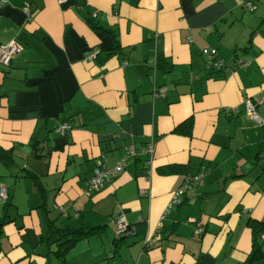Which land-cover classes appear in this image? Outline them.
I'll use <instances>...</instances> for the list:
<instances>
[{
    "label": "crops",
    "instance_id": "obj_1",
    "mask_svg": "<svg viewBox=\"0 0 264 264\" xmlns=\"http://www.w3.org/2000/svg\"><path fill=\"white\" fill-rule=\"evenodd\" d=\"M247 1L0 4V45L24 47L0 65V189L9 195L0 201V264H63L47 244L51 229L94 226L105 230L78 242L67 264H248L250 222H264V104L262 124L245 107L264 97V0L253 12ZM206 46L225 73L208 69ZM237 57L249 64L236 68ZM190 118L192 134L176 133ZM63 122L72 126L65 136ZM150 143L148 163L141 151ZM131 144L140 155L86 195L94 168L114 166ZM199 173L203 182L167 211L185 176ZM121 214L145 221V235L116 240ZM146 235L159 236L152 247Z\"/></svg>",
    "mask_w": 264,
    "mask_h": 264
},
{
    "label": "built area",
    "instance_id": "obj_2",
    "mask_svg": "<svg viewBox=\"0 0 264 264\" xmlns=\"http://www.w3.org/2000/svg\"><path fill=\"white\" fill-rule=\"evenodd\" d=\"M7 0H0V4H3ZM245 7L249 11H254L256 9V4L254 0H248L245 2ZM24 11L30 18L32 16L31 6L26 3L23 7ZM24 49L23 45L17 40H11L7 43L0 45V65L9 66L12 60L22 52ZM98 55V51L92 50L87 56L86 60L93 61ZM202 55L207 59L208 67L210 69H220L225 65L224 59L219 56L218 49L206 46L202 49ZM237 67L245 68L249 62L244 58L239 57L236 60ZM167 93V88L164 87H155L153 90V95L155 98L165 97ZM264 104V97H259L254 100L249 99L245 102L246 112L248 116H250L255 122L262 124V119L257 112V107L259 105ZM237 111V110H235ZM72 130V126L68 122H63L57 128V132L65 136ZM142 153L148 154L150 159L147 160L148 163H151L154 157V145L150 143L146 145L142 151ZM140 155L137 148L131 144L125 147V151L123 156L117 161L114 166H108L105 162H100L95 168L93 172V176L86 181L84 193L86 195H90L94 192H98L104 186L106 181L111 178L118 176L123 170H125L128 166V161L130 158H135ZM203 173L199 174H189L186 175L182 184L173 192L170 202L167 207V211L170 210L173 206L179 205L183 201V196L187 192L194 191L197 185H200L203 182ZM9 195L8 190L5 186H2L0 189V201L2 203H6L8 201ZM57 209L61 211L63 214H67V211L62 206H56ZM76 217L79 216V213L76 211L74 214ZM113 229L116 236L120 235H129L133 234L136 230L135 225L131 224L125 215L121 214L113 221ZM198 232H203V227L198 229ZM159 238L158 235L151 237L146 235L144 238V246L149 248L152 247L155 241ZM128 264V263H123Z\"/></svg>",
    "mask_w": 264,
    "mask_h": 264
},
{
    "label": "trees",
    "instance_id": "obj_3",
    "mask_svg": "<svg viewBox=\"0 0 264 264\" xmlns=\"http://www.w3.org/2000/svg\"><path fill=\"white\" fill-rule=\"evenodd\" d=\"M256 9H257V5H256ZM246 10H248V9L246 8ZM249 12H253V11H249ZM116 46L119 47V43H117V40H116ZM218 53H219V51H218ZM238 58L239 57H237L234 60V66L236 68H238L237 64H236V60ZM229 68L230 67L228 66V64L226 62H225V65L222 66V68H220L218 70L210 69L208 67V69H210L214 72H218V74H220L221 72H222L221 74L225 73V70H227ZM175 132L176 133H183V134L190 136L192 134V120H191V118L187 119L185 122H183L179 126H177L175 129ZM4 155H5L4 150H2V148H0V161L4 158ZM175 168H176V166H170V167H168V169H164V170H165V172H166V170H167V172H171V171H174ZM37 186H39V188H40L39 183H37ZM134 225H135L136 230L133 234L120 235V236L115 235L116 240L120 241L123 238H125L126 236H131V235H135V236L145 235L146 229H147V225H146L145 221L139 222V223L134 224ZM250 226H251L252 233H253V248H252V252L250 253V255L248 257L247 262H248V264H264V249L262 247L263 246L262 237L264 235V222H261V221L259 222L257 220H251ZM104 230H105V226H94V227L87 228V229L82 228V227H80V228H69V227L52 228L50 233H49L48 239H47V244H48V246L55 247V249L53 250V253L58 258H60L62 260L63 264H67V254L77 245L78 242H80L86 238H89L91 236H94V235H100Z\"/></svg>",
    "mask_w": 264,
    "mask_h": 264
}]
</instances>
